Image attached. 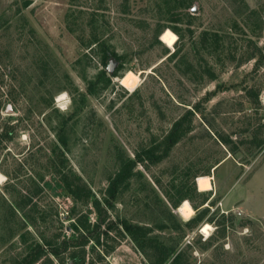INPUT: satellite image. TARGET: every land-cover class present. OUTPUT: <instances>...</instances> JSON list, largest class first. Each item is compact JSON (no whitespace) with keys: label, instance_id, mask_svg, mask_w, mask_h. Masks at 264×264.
Wrapping results in <instances>:
<instances>
[{"label":"rangeland","instance_id":"obj_1","mask_svg":"<svg viewBox=\"0 0 264 264\" xmlns=\"http://www.w3.org/2000/svg\"><path fill=\"white\" fill-rule=\"evenodd\" d=\"M2 132L0 264H264V0H0Z\"/></svg>","mask_w":264,"mask_h":264},{"label":"trees","instance_id":"obj_2","mask_svg":"<svg viewBox=\"0 0 264 264\" xmlns=\"http://www.w3.org/2000/svg\"><path fill=\"white\" fill-rule=\"evenodd\" d=\"M108 54H105L104 58H103V63L104 66L108 65ZM118 71H116L114 73V76H117ZM105 74V73H104ZM225 88H223L222 86H217L215 92H211L209 94H207L206 98H204V100H209L211 96H213L216 91H225ZM261 95V90H258L255 92L254 97L256 99V101L259 100V97ZM197 108V106L195 107V109ZM186 124V126H185ZM191 121L187 120L186 117L181 118L180 120H178L171 132L169 133V135L167 136V145H168V149H171L172 147H174L180 140L182 137H184L185 135H187L188 133L191 132ZM8 134H4L2 132V134L0 135L1 137H5ZM61 143L65 144L64 140H60ZM207 192H200V194H206ZM87 195L85 196L86 199L89 200L90 196H91V192L89 191V193H86ZM94 206H96L98 212H99V217L101 218L102 212L100 210V206L101 203L96 200L94 202ZM102 222V221H101ZM102 226V225H101ZM121 226L123 227V230L130 235L133 240L139 245V246H143L144 245V238L142 235V228L138 227V226H133L131 224H129L127 221H122L121 222ZM110 229H114V227H112L111 225L108 226ZM75 230L79 233L80 235V239L77 240L78 242H68V241H64L63 245H60L59 247H56L51 251V253L57 257L60 258L61 253L64 251H67L70 247H74L76 250L75 252H73L71 254V258L69 260L70 264H84L85 263V250L84 247L87 245V243L90 241V236H86V232H89V227L87 225V222L83 223L82 221H79L78 223H76L74 225ZM97 228H100V223L97 225ZM100 237L101 234H99L97 236L96 242L98 244H100ZM149 243H151L153 245V247L162 254V259L159 262V264H165L168 261L169 258V253H167L165 251L164 245H162L161 243L154 242V241H149ZM80 252H77V251ZM44 254V250L41 246H37V249L35 252H32L29 257L26 259L25 264H34L36 263L39 259L42 258ZM177 263V259L174 260V262H172L171 264H176ZM62 264H65L64 262Z\"/></svg>","mask_w":264,"mask_h":264},{"label":"bare ground","instance_id":"obj_3","mask_svg":"<svg viewBox=\"0 0 264 264\" xmlns=\"http://www.w3.org/2000/svg\"><path fill=\"white\" fill-rule=\"evenodd\" d=\"M64 98L65 97L62 95L61 97H59L58 102H61L62 100H64ZM179 213L183 216L184 219H190L194 214V209L192 208L189 202H184L179 208ZM210 230L211 226L207 224L203 229L202 233L209 234Z\"/></svg>","mask_w":264,"mask_h":264},{"label":"crops","instance_id":"obj_4","mask_svg":"<svg viewBox=\"0 0 264 264\" xmlns=\"http://www.w3.org/2000/svg\"><path fill=\"white\" fill-rule=\"evenodd\" d=\"M226 158L222 159L219 163H217L214 167L211 169V174L214 175L215 172L219 169L221 165H223L226 162Z\"/></svg>","mask_w":264,"mask_h":264},{"label":"water","instance_id":"obj_5","mask_svg":"<svg viewBox=\"0 0 264 264\" xmlns=\"http://www.w3.org/2000/svg\"><path fill=\"white\" fill-rule=\"evenodd\" d=\"M194 12H196V10H194ZM114 69H115V64L111 63V64L109 65L107 71H108V73H109L110 75H113V73H114Z\"/></svg>","mask_w":264,"mask_h":264}]
</instances>
